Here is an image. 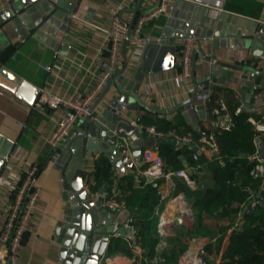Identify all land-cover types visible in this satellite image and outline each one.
<instances>
[{"label":"crops","instance_id":"crops-1","mask_svg":"<svg viewBox=\"0 0 264 264\" xmlns=\"http://www.w3.org/2000/svg\"><path fill=\"white\" fill-rule=\"evenodd\" d=\"M11 1L0 0V9L9 6ZM49 1L59 2L61 7L65 8V13L61 17H52L50 21L35 27L24 41L8 23L3 29L5 34H0V67L5 66L11 69L29 82V88L21 92V95L0 86V175L17 181L26 167L35 163L41 165L35 180L40 188L39 197L32 210L30 227L25 232L19 250V264H62L59 257L60 244L54 239V230L64 210L65 203L61 198L63 179L61 171L56 167L55 150L49 145L48 136L64 109L54 108L48 104L37 108L34 106L35 102L42 91L64 100L72 98L78 92L88 91L99 72L100 60L107 54L108 28L113 18L112 9H117L121 17L131 24L146 11L142 6V0L141 2L140 0ZM214 1L170 0L172 8L143 27L144 34L153 37L162 36L167 44L176 46V64L170 70L151 73L145 77L140 93L145 105H139L135 111L124 109L119 111L124 118L130 119L137 127L139 123H143L141 119L139 122L138 118L144 119V124L146 120L158 119L171 123L173 129L166 132L165 141L158 146H152L157 151L162 144L174 142L175 149L182 150L183 145L188 143L179 142L172 135L173 133L187 135L194 132L203 134L206 131H215L213 121L208 118L200 120L199 124L194 126L182 116L183 109L171 113L169 111L191 96L197 78L205 76L211 66L197 53L194 56L193 76L189 79H181V85L176 84L175 78L180 74L179 38L184 33L182 17L189 15L193 7L200 11L201 6L211 13L227 10L264 20V0H221L220 8L213 7ZM158 3L159 0H152L149 6L154 8ZM189 3L194 6H190ZM37 6L39 12L44 15L41 7ZM201 46L206 55L213 56L210 39L201 38ZM144 49L145 46L125 49V59L123 57L124 60L116 76L108 84L101 99L93 104L96 113L120 93L118 76L120 74L132 76L141 64ZM214 56L218 60L238 64L241 59L251 57L245 51L232 48H217ZM240 74L239 71L230 70L224 82H219L208 90L211 94L209 100L194 101V104H202L207 112L215 115V121L220 99L226 101L229 110L231 108L239 110L244 107V111L250 114L249 118H261L264 115V92L261 95L254 93L250 106H247L245 95L249 89L244 85ZM151 84L153 89H149ZM79 124L80 122L76 124L69 137L76 132ZM158 124L146 122V125L154 126L156 129ZM143 136L153 137L148 132H144ZM189 144L197 153H204L207 157H211L208 152L195 149L198 146L197 143ZM101 156V153H96L87 160L86 186H91L95 162ZM162 157L169 169L177 170L173 164L167 162L164 156ZM179 158V163H183V168L180 169H185L190 177L192 174L196 176V178L191 177L196 184L195 187H191L193 190L204 191L213 185V172L205 164L191 166L183 155ZM129 161H132L131 155ZM134 164L136 170L127 167L125 175H120L111 165V189L116 188L120 195L129 197L132 206L126 208L130 212L126 223L112 235L114 241L109 252L106 251L108 252L105 257L106 264H162L165 259L163 262L158 260L160 253L171 250L175 245L174 239L179 234L182 235L181 239L187 245V249L189 247L197 249L202 245L206 251L207 245L215 242L216 238L222 234L221 229L226 227L220 252L209 256L213 264H220L222 253L232 232L230 227L236 219L235 214L231 217L232 221L231 218L204 213L203 226L208 233L191 235L195 225L193 200L188 199L182 191H176L177 180L182 177H173L172 180H163L158 187L159 205L155 208L156 218L152 234L146 239L147 235L144 236L140 232L145 218L140 213L138 201L139 196L146 190L147 184L154 179L150 180V177L144 173L145 164L141 166L136 161ZM92 192L94 195L97 194V191ZM109 193L107 192V196ZM14 197L13 190L0 187V228L4 221L5 210ZM181 197L190 203L192 214H184L180 210L176 201ZM162 202L164 208L159 209ZM121 211L113 210L112 215L116 217ZM162 214L169 220L164 236H161L158 231V222ZM130 217L134 218V222H130ZM178 219H181L182 223H176ZM153 250L156 254L151 257L150 253ZM0 252L2 264H7L4 245L0 244Z\"/></svg>","mask_w":264,"mask_h":264},{"label":"water","instance_id":"water-1","mask_svg":"<svg viewBox=\"0 0 264 264\" xmlns=\"http://www.w3.org/2000/svg\"><path fill=\"white\" fill-rule=\"evenodd\" d=\"M37 5L44 15L39 12ZM63 13L65 8L59 2L12 0L9 6L0 9V34H5L3 29L8 23L24 41L35 27L50 21L52 17H61ZM182 19V36L210 39L213 56L206 55L202 46L197 50L211 66L205 76L197 78L191 96L169 111L171 113L183 109L182 116L194 126L205 118L215 125V115L207 112L202 104H194L195 97L217 83L224 82L230 70L239 71L244 85L249 89L245 95L247 106H250L254 93L261 95L264 92V20L227 10L211 13L201 6L200 11L191 8L189 15H184ZM217 48L245 51L251 57L241 59L239 64L224 62L215 58ZM175 64V45L152 42L145 46L141 64L132 76H118L120 93L97 112L96 119L86 117L80 121L76 132L55 154L56 167L61 171L63 179L61 198L65 203L54 230V239L60 244L59 257L62 264H106L105 257L114 241L112 235L126 223L130 212L125 209L115 217L112 215L113 210L106 205V187L99 188L94 195L91 186H86L87 160L93 154L101 153L120 175H125L127 167L136 170L134 161L141 166L145 164L142 159L144 147L158 146L165 141V137L145 138L144 131L130 119L124 118L115 107L120 105L121 109L135 111L139 105H145L140 95L145 77L170 70ZM0 86L21 95V92L29 88V82L2 66ZM244 110L241 107L238 111ZM259 148L264 158V141L259 142ZM130 155L132 161H129ZM150 180L153 178L150 177ZM259 196L260 205L264 207V184ZM177 222L182 223V220L178 219ZM203 264H206V257L203 258Z\"/></svg>","mask_w":264,"mask_h":264},{"label":"built area","instance_id":"built-area-1","mask_svg":"<svg viewBox=\"0 0 264 264\" xmlns=\"http://www.w3.org/2000/svg\"><path fill=\"white\" fill-rule=\"evenodd\" d=\"M152 0H142V6L146 9L131 24L125 21L117 9H112L113 18L108 28V46L107 54L99 62V72L96 75L92 85L86 92H78L72 98L64 100L62 98L52 96L42 91L34 106L39 108L44 104H48L54 108L62 107L59 118L56 120L55 126L48 136L49 145L55 150V154L62 146L65 140L70 136L73 128L80 121L89 117L96 119V111L93 104L99 100L104 94L110 81L116 76L117 70L125 59V49H133L137 46H147L152 42L166 43L162 36L153 37L143 33V27L149 21L158 17L161 13L172 8L170 0H159L156 7L150 8L149 4ZM205 1V0H195ZM208 4V2H207ZM213 7L220 8L221 0H215ZM221 10L217 11L220 12ZM201 46V38L196 36H181L179 38V62L180 74L175 78L176 84L181 85V79H189L193 76V62L197 50ZM124 57V59H123ZM50 70L49 67H46ZM149 89H153L152 84ZM211 98L208 91L198 93L195 97L196 102H205ZM117 111L121 110L120 105L116 106ZM140 122V118H138ZM248 121L254 126L255 135L253 142L255 151L249 156L253 162L250 174L253 180L258 181L256 187H248L249 196L245 202L238 204V211L235 214L236 219L230 227V231L239 226L245 214H253L260 204L259 192L264 184V158L260 154L259 142L264 141V115L259 118H249ZM235 124L234 118L224 99L219 100L218 116L215 121V127L220 130H230ZM139 128L144 132H148L153 137H166L167 133L159 131L154 126H148L139 123ZM179 142H194L191 134L180 135L172 134ZM197 149L208 152L211 156H219V145L213 133L209 136L202 137L200 143H197ZM129 150V146H128ZM193 158L198 160L197 151L194 152ZM142 159L146 169L144 173L154 180H172L173 177H182L186 180L190 187H195V181L189 176L185 169L172 170L169 169L154 147H144ZM37 163L25 168L23 174L17 181L0 175V187H7L15 192L14 200L7 206L5 217L0 228V244L6 247V262L9 264H19V250L23 243L25 232L29 229L31 223L32 210L39 197L40 188L35 180L39 171ZM119 191L116 188L110 190L107 196L106 205L112 210L121 211L127 208V203L118 198ZM177 204L184 214H192L190 203L183 197L179 199ZM130 222H134V218L130 217ZM169 224V220L162 214L158 222V231L161 236L166 233L165 227ZM206 251L204 246L197 249L189 247L182 253L177 264H203V258ZM1 255V252H0ZM163 262L164 258H158Z\"/></svg>","mask_w":264,"mask_h":264},{"label":"trees","instance_id":"trees-1","mask_svg":"<svg viewBox=\"0 0 264 264\" xmlns=\"http://www.w3.org/2000/svg\"><path fill=\"white\" fill-rule=\"evenodd\" d=\"M231 114L235 124L230 130L206 131L202 133H191L195 143H199L201 137L214 134L219 145V156L207 157L204 153H198V160L193 158L194 149L189 143L183 145L182 150L175 149V143L162 144L159 148L160 155L173 164L175 169L183 168V163H179L180 155H183L191 166L206 165L213 172V185L204 191L193 190L184 178L178 179L176 191H182L186 197L193 200V210L195 215V225L191 230V235L206 234L207 229L203 226V215L209 213L218 217L231 218L238 211V204L248 199V187H256L258 181L253 180L250 171L253 162L249 156L255 151L253 138L255 135L254 126L248 121L250 114L246 111L239 112L236 108H231ZM144 123V119L140 118ZM148 124H158L159 131L168 132L173 129L170 122L163 120L145 121ZM184 133V132H180ZM41 167V165L39 166ZM40 169V168H39ZM192 178H196L194 174ZM161 180H154L147 184L146 190L139 196L138 207L140 213L145 218L141 224L140 232L150 237L153 224L156 218V206L159 205L160 195L158 187ZM132 182V181H131ZM112 185L111 164L103 156L95 162L92 173L91 188L98 191L101 187H106L110 192ZM130 182L128 183V186ZM124 200L127 206H132L129 197L118 195ZM164 208L162 202L159 209ZM230 220L233 221L231 218ZM225 228L221 229V236H218L213 243H209L206 248V264H213L210 260L211 254L220 252ZM182 235L174 239V247L171 250L163 251L160 256L165 259L162 264H176L179 256L187 250V245L182 241ZM156 252L153 250L150 256ZM220 264H264V207L259 204L253 214H245L239 226L232 230L229 242L225 247Z\"/></svg>","mask_w":264,"mask_h":264},{"label":"bare ground","instance_id":"bare-ground-1","mask_svg":"<svg viewBox=\"0 0 264 264\" xmlns=\"http://www.w3.org/2000/svg\"><path fill=\"white\" fill-rule=\"evenodd\" d=\"M179 200L176 201V203L178 202ZM178 205V204H177ZM180 208V207H179ZM116 264V263H115Z\"/></svg>","mask_w":264,"mask_h":264}]
</instances>
